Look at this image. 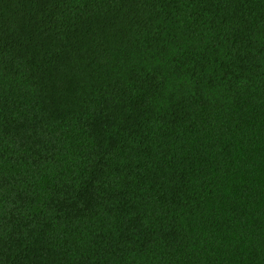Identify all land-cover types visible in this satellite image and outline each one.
Instances as JSON below:
<instances>
[{
    "label": "trees",
    "instance_id": "16d2710c",
    "mask_svg": "<svg viewBox=\"0 0 264 264\" xmlns=\"http://www.w3.org/2000/svg\"><path fill=\"white\" fill-rule=\"evenodd\" d=\"M0 264H264V0H0Z\"/></svg>",
    "mask_w": 264,
    "mask_h": 264
}]
</instances>
